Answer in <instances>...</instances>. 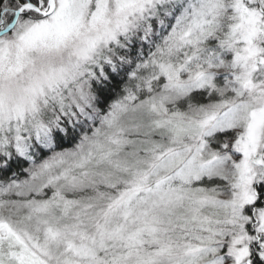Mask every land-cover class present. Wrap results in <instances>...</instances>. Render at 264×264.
<instances>
[{"label":"snow or ice","instance_id":"6c2138e0","mask_svg":"<svg viewBox=\"0 0 264 264\" xmlns=\"http://www.w3.org/2000/svg\"><path fill=\"white\" fill-rule=\"evenodd\" d=\"M0 264H264V0H0Z\"/></svg>","mask_w":264,"mask_h":264},{"label":"trees","instance_id":"16d2710c","mask_svg":"<svg viewBox=\"0 0 264 264\" xmlns=\"http://www.w3.org/2000/svg\"><path fill=\"white\" fill-rule=\"evenodd\" d=\"M66 146H68V145H66Z\"/></svg>","mask_w":264,"mask_h":264}]
</instances>
